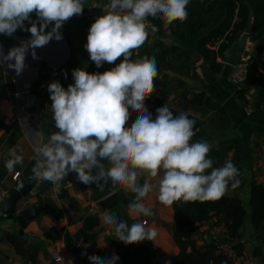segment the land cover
<instances>
[{
	"label": "clouds",
	"instance_id": "clouds-1",
	"mask_svg": "<svg viewBox=\"0 0 264 264\" xmlns=\"http://www.w3.org/2000/svg\"><path fill=\"white\" fill-rule=\"evenodd\" d=\"M189 2L110 0L105 14L91 25L85 48L97 68L104 63L115 67L102 73L77 68L72 72L74 84L65 88L53 81L48 86L52 119L58 131L36 148L33 179L51 182L58 188L65 177L75 173L81 184H95L100 191L109 183L122 186L135 194L129 214L145 217L153 215L142 202L153 191L147 177L160 176L158 200L167 206L180 201L218 200L229 186L233 190L239 187L241 173L231 159L221 167H213L214 161L209 158L212 145L207 141L192 142L196 121L189 113L174 115L165 104L157 108L153 119L145 101L154 92L156 59L132 60L133 51L148 41L149 18L183 22L188 17ZM84 3L85 0H0V35L12 37L18 29L31 34L6 54L0 45V66L21 75L29 53L39 59L37 48L53 39L62 40V26L83 13ZM25 21L31 26L26 27ZM156 30L153 26L152 31ZM133 113L137 118L129 126ZM18 164H23V155L10 150L5 167L11 171ZM138 170L145 174L143 184L138 182ZM101 219L126 245L154 241L158 235L155 228L146 227V222L129 226L107 211ZM88 258L91 264H117L119 260L115 254Z\"/></svg>",
	"mask_w": 264,
	"mask_h": 264
},
{
	"label": "crops",
	"instance_id": "crops-1",
	"mask_svg": "<svg viewBox=\"0 0 264 264\" xmlns=\"http://www.w3.org/2000/svg\"><path fill=\"white\" fill-rule=\"evenodd\" d=\"M105 3L104 0H85L83 13L73 16L62 26L63 39H53L46 46L37 48L39 59H33L29 53L25 61L26 68L21 75L17 76L14 71L0 66L4 74L12 79L16 89L13 98L0 100V138L7 141L8 145L5 147H9V151L15 150L17 154L23 155V164L8 171L1 184L2 188L11 192L19 187L21 183L13 182L12 175L18 172L21 179L27 164L36 156V148L42 145L39 127L28 117L25 110L28 107H37L44 111L45 102L33 95L31 89L28 93L22 92V82L28 81L32 87L38 81L48 84L59 81L67 88L74 82V69L84 68L91 73V67L96 65L85 52V37H88L89 29L96 18L105 14ZM29 24L25 22V25ZM148 30V45L160 40L167 47L180 48L181 54L177 60H173L172 70L162 69L158 74L163 82V99L156 101L155 107L167 104L174 115L186 112L190 114V118L195 119L196 135L192 142L207 141L212 145L209 158L214 161L213 167H221L226 160L232 159L236 149L240 154L243 186L238 190L227 191L224 195L239 198L246 211L240 237L233 241L234 244H239L241 253L235 254L230 264H264V244L257 238V232L251 223L249 206L251 184L264 187V95L258 87L250 86V81L249 86H246L247 82L239 87L230 83L229 65L223 64L221 57L216 58V62L221 65L219 71H213L209 62L204 61L196 51V41L188 34L187 19L183 22L177 21V24L171 26L166 22L159 35ZM30 36L17 32L12 37L0 35V45L6 54L9 49ZM259 47H262L261 52L258 51ZM246 48L249 51L245 58L247 63L255 61L264 78V39L254 43L249 41ZM138 59L143 58L138 56V50H134L132 60ZM121 60L122 58L115 63L118 64ZM113 67L115 64H112ZM241 91L244 92L243 97L238 93ZM196 95H202L203 99L200 103L193 104L191 99ZM136 118L133 113L129 126ZM3 150L0 151V161ZM138 172V182L143 180L144 183L145 174L140 170ZM159 179L160 176L147 177L153 191L142 201L151 208L152 216L130 215L129 206L122 204L120 200L117 206L107 211L126 221L129 226L137 221H146V227L156 229L158 235L154 241L146 240L130 245L117 240L114 230L102 222L101 218L106 211L91 198V186L81 184L75 173L65 177L58 188L51 182L39 181L40 193L30 206L39 205L46 210L27 224L24 233L40 240L43 247L31 251L22 247L30 259L18 254L7 239L8 236H17L18 227L14 221L2 218L0 227L5 230V235L0 239V264H83L71 253L70 249L73 247L84 249L90 255L101 258L115 254L119 257L117 264H155V251L173 258L178 253L171 233L173 209L172 205H164L158 200ZM116 186L120 199L125 198L129 191L122 186ZM22 209L24 208L16 205V212ZM90 217L96 219V225L84 231V220ZM215 222L216 219L213 218L203 223L192 236L197 246L213 241L209 230L217 225ZM49 229L62 230L61 238L46 237L44 232ZM54 252L61 254V262H53Z\"/></svg>",
	"mask_w": 264,
	"mask_h": 264
},
{
	"label": "trees",
	"instance_id": "trees-1",
	"mask_svg": "<svg viewBox=\"0 0 264 264\" xmlns=\"http://www.w3.org/2000/svg\"><path fill=\"white\" fill-rule=\"evenodd\" d=\"M188 34L192 40H195V49L204 61H208L213 71H219L220 64L216 62L217 57H221L223 52L236 40L237 36L245 29L248 18H251L252 33L249 35V41L261 42L264 39V0H190L188 6ZM32 19L35 20V14ZM153 26L157 29L155 33H162L166 21L160 18H149ZM28 22V21H25ZM168 23V22H167ZM170 26L177 24V21L168 23ZM30 27L31 25H25ZM152 26V27H153ZM51 25L47 30L51 29ZM62 30V28H61ZM152 31V28L150 29ZM149 31V30H148ZM18 34L31 35L30 32L18 29ZM149 38V37H148ZM220 39H224L226 44L221 45L219 53L216 54L209 46H212ZM87 37H85L84 49ZM262 51V47L258 48ZM139 57H155L158 68V74L162 69H173V60H177L180 54V48L176 46L167 47L162 41L148 45L147 42L143 47L138 49ZM135 61V60H133ZM112 68V64L104 63L102 67H91V73L104 72ZM247 83L250 86L258 87L261 94L264 95V78L255 61H250L246 73ZM155 88L161 92L163 82L160 78H155ZM50 84L38 81L31 87L33 95L51 106L50 93L48 86ZM16 89L12 79L6 76L0 67V100H8L15 96ZM240 93L243 97L244 92ZM239 95V96H240ZM202 95L193 96L191 102L200 103ZM8 145L5 139L0 138V151ZM232 162L239 169L241 183L238 190L243 186L242 162L238 150L234 152ZM35 159L27 164L23 175L16 181L22 183L26 178L32 177V167ZM231 187L229 186V190ZM250 219L254 229L257 232V238L264 244V187L260 184L252 183L250 187ZM173 222L171 233L173 241L178 249V253L172 258V264H230L231 260L217 253L214 241L197 246L192 238L199 230V227L209 220L215 218L216 224H222L226 231V236L233 241L240 237V229L246 215V211L239 198L223 196L218 200L212 201H195V202H176L172 205ZM96 225L94 217L84 220V231ZM46 237L61 238L62 230L49 229L44 232ZM7 239L16 248V252L30 259L29 254L25 251L18 241L17 236H8ZM235 253L240 255L241 247L234 244ZM28 255V256H27Z\"/></svg>",
	"mask_w": 264,
	"mask_h": 264
},
{
	"label": "water",
	"instance_id": "water-1",
	"mask_svg": "<svg viewBox=\"0 0 264 264\" xmlns=\"http://www.w3.org/2000/svg\"><path fill=\"white\" fill-rule=\"evenodd\" d=\"M252 33L251 18L249 17L241 36L235 40L222 54L221 62L226 65L238 64L242 59H245L249 55V51L246 48V44L249 42V35ZM95 64V63H94ZM71 84H74L72 82ZM146 106V101H145ZM157 107L150 108V112L155 119L157 115ZM28 117L39 127L42 144L47 142L50 134L58 131L55 127V122L52 119L53 113H45L37 107H28L25 110ZM0 126L2 123L0 122ZM9 159V147H5L3 150V157L0 161V186L4 182L8 174V169L5 167V161ZM105 166H108V162L103 161ZM35 179L32 177L26 178L18 188L12 190L3 204L4 218L7 221H14L15 226L18 227L17 237L19 243L25 250H37L43 247L40 240L28 236L24 233V229L27 224L33 220H36L46 208L39 205L29 206L18 212H16V203L21 196L26 195L33 187ZM139 183H143L140 180ZM22 185V186H21ZM92 189L91 198L98 203V206L105 211H111L115 206L119 204V200L122 204L129 206L131 201L135 198V194L127 192L125 198L120 199V195L117 191V186H113L111 183L105 187L103 191H100L95 184L90 185ZM5 235V230L0 227V239ZM73 256L83 264H91L89 260L90 255L86 250L73 247L70 249Z\"/></svg>",
	"mask_w": 264,
	"mask_h": 264
},
{
	"label": "built area",
	"instance_id": "built-area-1",
	"mask_svg": "<svg viewBox=\"0 0 264 264\" xmlns=\"http://www.w3.org/2000/svg\"><path fill=\"white\" fill-rule=\"evenodd\" d=\"M106 5L109 4L110 0H104ZM153 26L152 21L148 20V29H151ZM147 29V30H148ZM226 44V41L224 39H220L217 42H215L212 46H209V48L214 51L216 54L219 53V48L221 45ZM247 60L242 59L238 64L230 65L229 71H228V80L230 83H232L234 86L239 87L241 84L246 82V73H247V67H248ZM22 92L28 93L31 89V85L28 81H24L21 84ZM163 96L160 91H158L156 88H154V92L146 99V107L150 110V108L155 107V103L158 100H162ZM45 110L43 112L45 113H52L51 106L48 103L44 104ZM19 178V173L16 172L12 175V181L16 182ZM9 190L4 189L0 186V220L4 218L3 213V204L6 200V198L9 195ZM40 189H39V181H35L33 187L29 190V192L21 196L16 205L20 206V208H26L31 205L32 200L39 195ZM146 222V221H142ZM210 236L215 242L217 253L221 254L222 256L232 260L235 257V249H234V243L233 240L228 238L226 236L225 228L222 224L214 225L209 230ZM52 260L54 263H59L62 261V256L59 253H53L52 254ZM154 261L155 264H172V258L160 251L154 252Z\"/></svg>",
	"mask_w": 264,
	"mask_h": 264
}]
</instances>
